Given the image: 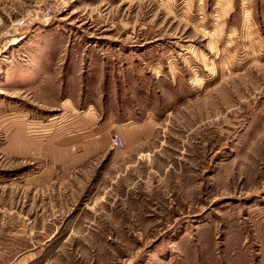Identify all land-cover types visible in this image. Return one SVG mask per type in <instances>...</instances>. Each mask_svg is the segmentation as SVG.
<instances>
[{
	"label": "rangeland",
	"instance_id": "rangeland-1",
	"mask_svg": "<svg viewBox=\"0 0 264 264\" xmlns=\"http://www.w3.org/2000/svg\"><path fill=\"white\" fill-rule=\"evenodd\" d=\"M0 264H264V0H0Z\"/></svg>",
	"mask_w": 264,
	"mask_h": 264
},
{
	"label": "crops",
	"instance_id": "crops-1",
	"mask_svg": "<svg viewBox=\"0 0 264 264\" xmlns=\"http://www.w3.org/2000/svg\"><path fill=\"white\" fill-rule=\"evenodd\" d=\"M122 123H117V122H114L113 120H112V123H111V126L109 127V128H106V130H105V133H108V135L110 134V131H112V130H116V131H119L120 133H125L130 127H127L128 125H126V124H123V125H121ZM78 125H76V124H74V128H75V130H74V132L76 133L75 135V137H77V136H79L77 133V131H78V127H77ZM79 127H81V126H79ZM117 127V128H116ZM132 128H134L135 126H131ZM93 130V128H92V126L91 125H89L88 127L86 126L85 128H80V132H79V134L80 135H82V134H84L85 132H88L89 130ZM122 131V132H121ZM111 135V134H110ZM123 135V134H122ZM102 149H104V148H101V150ZM94 151V150H93ZM95 152H97V151H95ZM82 155H83V152L81 151V149H80V147H79V152L77 153H75V156L76 157H78V158H82Z\"/></svg>",
	"mask_w": 264,
	"mask_h": 264
},
{
	"label": "built area",
	"instance_id": "built-area-1",
	"mask_svg": "<svg viewBox=\"0 0 264 264\" xmlns=\"http://www.w3.org/2000/svg\"><path fill=\"white\" fill-rule=\"evenodd\" d=\"M111 148L114 151H122L125 148V142L122 136L116 131L111 135Z\"/></svg>",
	"mask_w": 264,
	"mask_h": 264
}]
</instances>
